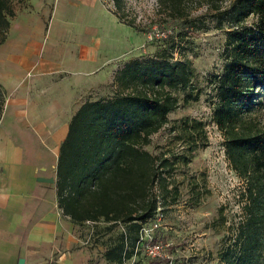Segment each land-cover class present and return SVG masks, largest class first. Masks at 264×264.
<instances>
[{
    "label": "rangeland",
    "instance_id": "obj_1",
    "mask_svg": "<svg viewBox=\"0 0 264 264\" xmlns=\"http://www.w3.org/2000/svg\"><path fill=\"white\" fill-rule=\"evenodd\" d=\"M38 1L30 0L28 7L31 20L40 22L41 55L58 65L53 77L61 86L79 82L88 89L80 105L130 92L116 79L135 60L141 65L161 60L190 64L189 87L172 92L175 109L144 147L155 158L165 157L173 164L169 189L176 188L178 194L175 201L170 196L164 207L159 202L161 218L151 236L167 244L160 259L168 264H220L219 254L233 239L245 203V183L232 170L224 138L212 122L216 96L211 81L225 64L226 31L230 30L227 24L218 29L216 16L232 0H181L173 9L161 0H122L120 8L112 0H40V7ZM25 5L13 3L15 16ZM184 19L195 20L189 34L184 33ZM255 20L250 17L244 25ZM82 48L96 50V60L81 62ZM161 53L165 58L159 57ZM187 93L196 100L186 101ZM258 100L260 106L251 118L264 130V89ZM43 157L49 160L50 156ZM154 219L146 223L147 228ZM59 220L54 242L45 246L50 264H112L103 253L121 225L108 231L103 222L75 225L63 215ZM149 261L140 252L123 264Z\"/></svg>",
    "mask_w": 264,
    "mask_h": 264
},
{
    "label": "trees",
    "instance_id": "obj_2",
    "mask_svg": "<svg viewBox=\"0 0 264 264\" xmlns=\"http://www.w3.org/2000/svg\"><path fill=\"white\" fill-rule=\"evenodd\" d=\"M27 1L0 0V46L15 16L13 3ZM112 1L120 8L122 0ZM161 1L171 9L181 3ZM250 17L255 22L245 26ZM216 19L218 29L227 24L230 30L226 31L225 64L211 81L216 96L212 122L224 138L232 170L245 183L243 219L219 259L220 264H264V130L251 118L264 89V0H232ZM182 24L189 34L195 20L184 19ZM159 57L165 58L163 53ZM192 76L185 61L141 65L135 60L116 79L130 92L85 101L69 122L56 164L57 206L75 225L103 222L108 231L122 226L103 253L108 263L123 264L142 252L136 250L142 226L155 218L159 202L164 207L170 196L175 201L178 195L176 188L169 189L173 164L165 157L155 158L144 147L175 109L172 92L185 91ZM189 99L196 96L187 93ZM3 102L0 87V117ZM148 260V264L169 263Z\"/></svg>",
    "mask_w": 264,
    "mask_h": 264
},
{
    "label": "crops",
    "instance_id": "obj_3",
    "mask_svg": "<svg viewBox=\"0 0 264 264\" xmlns=\"http://www.w3.org/2000/svg\"><path fill=\"white\" fill-rule=\"evenodd\" d=\"M28 2L0 46V264L20 258L50 264L45 246L54 242L62 216L55 189L59 148L89 92L79 82L61 86L53 77L59 67L41 55L40 22L31 20ZM79 59L95 61L96 50L82 48Z\"/></svg>",
    "mask_w": 264,
    "mask_h": 264
},
{
    "label": "built area",
    "instance_id": "obj_4",
    "mask_svg": "<svg viewBox=\"0 0 264 264\" xmlns=\"http://www.w3.org/2000/svg\"><path fill=\"white\" fill-rule=\"evenodd\" d=\"M161 218V213L159 212V208L155 215L154 223L151 225V228H147L146 224H144L140 230V238L138 242V247L136 250H141L145 257L156 259L163 258L165 248H167V244H162L161 242H156L153 240L151 236L152 230L156 229L159 226V221Z\"/></svg>",
    "mask_w": 264,
    "mask_h": 264
},
{
    "label": "water",
    "instance_id": "obj_5",
    "mask_svg": "<svg viewBox=\"0 0 264 264\" xmlns=\"http://www.w3.org/2000/svg\"><path fill=\"white\" fill-rule=\"evenodd\" d=\"M39 181H46L44 179H40ZM48 181V180H47ZM52 182V181H51ZM17 264H24V259L20 258L17 262Z\"/></svg>",
    "mask_w": 264,
    "mask_h": 264
}]
</instances>
